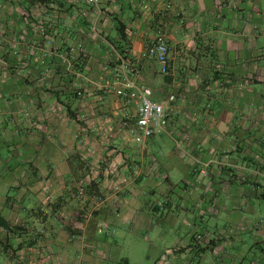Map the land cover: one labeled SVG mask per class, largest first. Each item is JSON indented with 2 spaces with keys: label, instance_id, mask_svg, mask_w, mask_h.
<instances>
[{
  "label": "crops",
  "instance_id": "obj_1",
  "mask_svg": "<svg viewBox=\"0 0 264 264\" xmlns=\"http://www.w3.org/2000/svg\"><path fill=\"white\" fill-rule=\"evenodd\" d=\"M263 5L0 0V218L9 224H0V264H132L99 227L170 234L152 264H264ZM157 33L167 44L166 74L142 55ZM116 48L152 99L175 95L163 133L180 132L184 108L194 115L204 99L238 136H176L182 148L162 165L149 152L158 133L131 137L133 107L102 89ZM193 118L194 130L206 127ZM134 168L133 183L112 192ZM88 175L102 199L80 206L69 187ZM195 232L208 242L196 243Z\"/></svg>",
  "mask_w": 264,
  "mask_h": 264
},
{
  "label": "rangeland",
  "instance_id": "obj_2",
  "mask_svg": "<svg viewBox=\"0 0 264 264\" xmlns=\"http://www.w3.org/2000/svg\"><path fill=\"white\" fill-rule=\"evenodd\" d=\"M99 1L100 0H98L97 6L99 5ZM260 4L261 5L264 4L263 0H260ZM94 21L95 22L97 21V17L94 19ZM157 34H160V33H157ZM160 35L165 41L164 36L162 34ZM216 68L219 69V66H216ZM216 83L218 84V81ZM212 84L214 85V87H216L215 82H212ZM78 88L79 87H77L76 89ZM106 90H109V89H106ZM179 99H181V96L179 97ZM195 103H197V106H198L197 109L199 110L198 112L196 110V113H195L196 115L195 114L192 115L191 109H193V107L190 106L189 111H187L188 109L184 108L185 111H184V114H182V117L184 116L186 117V119L184 118L182 119L181 128L179 129L180 132H172L173 130H171L169 134L162 132V133H158L154 135V137L150 139L151 142H149V152L151 150V153L154 156H158L160 158L158 161L163 163L162 165L166 164L165 160L167 159V154L171 151L172 148H176V147L182 148L181 146L182 144L180 143V141H178V137L181 138L182 136H186V138H191V137L196 138L197 136L209 135V133L213 134L214 136H223L224 132L229 133L231 136H238L239 133L235 129L230 128V125H229L230 121H227L225 119L224 114L218 112V113H215L218 116L214 117L212 114L213 108L209 106V104L205 102L204 99H202V101L201 99H197ZM194 116H198V118H200L199 122L202 124H206V127H201L200 131L194 130L193 126H194V122H196V119L193 118ZM131 137H133L135 140L139 139L137 135H134V134H131ZM259 139L264 142V128L259 129ZM185 146L189 147L188 145H185ZM129 176L130 175L121 176L116 181H113L111 184L110 190L114 193H117L121 190L123 186L132 184L135 179L132 180L131 182H126ZM78 179H76V181L71 183L69 187L70 188V198L74 199L80 206L84 205L85 203H87L86 206L87 205L94 206L102 198L100 197V195L92 192V189H89L87 187L88 184L92 182V179L90 178L89 175L85 177L84 179L83 178L82 179L80 178L79 180ZM80 185H83L82 193L77 192V188ZM150 197L151 198L148 204L154 205V203H156V198L158 196L151 195ZM46 202L47 203L49 202L48 198L46 199ZM159 207L161 206L159 205ZM159 210L160 208L158 209V215H157L158 217L160 215ZM151 223L154 224V220L151 221ZM167 227H169V225ZM134 229L138 230L136 227L126 228L123 231L120 227H116V230L111 229L112 233L111 235L110 234L109 235L113 236V240H115L113 242H115V245L117 246L118 256L128 257L130 263L132 264H152V259H153L152 255H154L158 251V249L163 243L170 241V234H167V235L161 234L157 236L155 234V229L152 230L149 228H144V229H141L140 235L137 237L133 235ZM120 237L122 238L120 239ZM144 237H148L149 241L144 240ZM147 253L150 255L149 258L147 257Z\"/></svg>",
  "mask_w": 264,
  "mask_h": 264
},
{
  "label": "built area",
  "instance_id": "obj_3",
  "mask_svg": "<svg viewBox=\"0 0 264 264\" xmlns=\"http://www.w3.org/2000/svg\"><path fill=\"white\" fill-rule=\"evenodd\" d=\"M85 2L97 6L98 0H84ZM142 55L154 60L158 65V73L166 74L169 68L167 58V44L160 34H156L144 49ZM111 80L102 89H109L115 96L125 100L133 109V122L129 125L130 134L137 135L139 139H144L153 134L164 132L168 114L172 110L175 95L170 93L164 99L154 100L151 97V89L148 86L138 84L135 81L137 69L131 65L121 54H115V63L111 67ZM77 96L82 95L79 89L74 90ZM121 125H127L122 122ZM138 169L134 168L126 182H131L136 178ZM125 180V179H123ZM83 185L77 188L78 193H82ZM97 232L109 235L112 230L97 228ZM193 239L200 246L208 242L207 235L195 232Z\"/></svg>",
  "mask_w": 264,
  "mask_h": 264
},
{
  "label": "trees",
  "instance_id": "obj_4",
  "mask_svg": "<svg viewBox=\"0 0 264 264\" xmlns=\"http://www.w3.org/2000/svg\"><path fill=\"white\" fill-rule=\"evenodd\" d=\"M114 22H115V28H116V31L118 33V36L120 37V39L122 41H124V24L122 22H120L119 20H117V19H115ZM116 50L118 51V53H122L119 49L116 48ZM93 185H94V183L90 182L87 187L89 189H91L93 187ZM261 196L264 197V192L261 194ZM156 209H157V207H156L155 204L154 205L153 204L152 205L149 204V206H148V210L149 211L153 212ZM0 224L5 226V227H8V225H9L2 218H0Z\"/></svg>",
  "mask_w": 264,
  "mask_h": 264
}]
</instances>
